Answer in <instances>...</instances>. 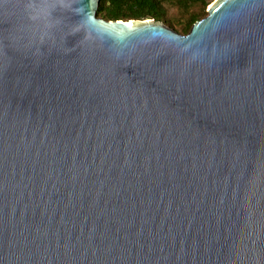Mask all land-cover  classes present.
Here are the masks:
<instances>
[{
    "label": "water",
    "instance_id": "95a60500",
    "mask_svg": "<svg viewBox=\"0 0 264 264\" xmlns=\"http://www.w3.org/2000/svg\"><path fill=\"white\" fill-rule=\"evenodd\" d=\"M99 1L0 0V264H264V0Z\"/></svg>",
    "mask_w": 264,
    "mask_h": 264
},
{
    "label": "trees",
    "instance_id": "16d2710c",
    "mask_svg": "<svg viewBox=\"0 0 264 264\" xmlns=\"http://www.w3.org/2000/svg\"><path fill=\"white\" fill-rule=\"evenodd\" d=\"M212 0H100L97 15L107 20L154 19L186 34L207 15Z\"/></svg>",
    "mask_w": 264,
    "mask_h": 264
}]
</instances>
